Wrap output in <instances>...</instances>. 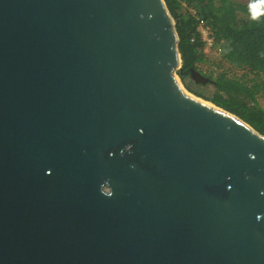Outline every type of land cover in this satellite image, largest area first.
Returning a JSON list of instances; mask_svg holds the SVG:
<instances>
[{"label":"water","instance_id":"water-1","mask_svg":"<svg viewBox=\"0 0 264 264\" xmlns=\"http://www.w3.org/2000/svg\"><path fill=\"white\" fill-rule=\"evenodd\" d=\"M178 45L164 0H0V264H264V135Z\"/></svg>","mask_w":264,"mask_h":264},{"label":"trees","instance_id":"trees-1","mask_svg":"<svg viewBox=\"0 0 264 264\" xmlns=\"http://www.w3.org/2000/svg\"><path fill=\"white\" fill-rule=\"evenodd\" d=\"M176 23L182 60L177 75L190 77V69L211 62L203 53L198 21L210 28L220 51L216 74H210L214 89L209 101L228 111L264 135V3L260 0H164ZM260 12L258 19L252 14ZM239 71H248L252 85Z\"/></svg>","mask_w":264,"mask_h":264},{"label":"rangeland","instance_id":"rangeland-1","mask_svg":"<svg viewBox=\"0 0 264 264\" xmlns=\"http://www.w3.org/2000/svg\"><path fill=\"white\" fill-rule=\"evenodd\" d=\"M240 2H247V0H238ZM219 62V56L212 58L211 62L207 63V64H203L200 65L199 68L197 69L202 75L210 78V74H212L213 76H215L216 74V66L217 63ZM178 76V75H177ZM239 78L243 77L246 81L249 82V85H252V78L253 76L250 75V73L248 71H239L238 74ZM179 81L181 83V85L183 86V88L191 95L204 100L208 103H211L209 101L208 98L211 97V95L214 92L213 87L211 86L210 83L207 84H199L194 82L191 77H187L185 78V80H182L181 78H179ZM212 104V103H211ZM259 104L260 106L264 109V96L263 97H259Z\"/></svg>","mask_w":264,"mask_h":264},{"label":"built area","instance_id":"built-area-1","mask_svg":"<svg viewBox=\"0 0 264 264\" xmlns=\"http://www.w3.org/2000/svg\"><path fill=\"white\" fill-rule=\"evenodd\" d=\"M197 32L200 34L201 41L203 42V53L207 58H214L220 56V51L216 47V42L212 31L202 20L198 21Z\"/></svg>","mask_w":264,"mask_h":264},{"label":"clouds","instance_id":"clouds-1","mask_svg":"<svg viewBox=\"0 0 264 264\" xmlns=\"http://www.w3.org/2000/svg\"><path fill=\"white\" fill-rule=\"evenodd\" d=\"M260 2L261 3H264V0H260ZM261 15V13L260 12H254L253 14H252V19L253 20H256V19H258V17ZM130 147V146H129ZM110 196L112 195V194H109Z\"/></svg>","mask_w":264,"mask_h":264},{"label":"bare ground","instance_id":"bare-ground-1","mask_svg":"<svg viewBox=\"0 0 264 264\" xmlns=\"http://www.w3.org/2000/svg\"><path fill=\"white\" fill-rule=\"evenodd\" d=\"M209 104V103H208Z\"/></svg>","mask_w":264,"mask_h":264}]
</instances>
